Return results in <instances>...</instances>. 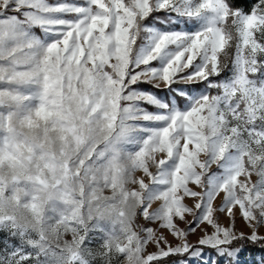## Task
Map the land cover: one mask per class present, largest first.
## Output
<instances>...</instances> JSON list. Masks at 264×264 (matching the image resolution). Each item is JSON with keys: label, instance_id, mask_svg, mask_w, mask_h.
<instances>
[{"label": "snow or ice", "instance_id": "obj_1", "mask_svg": "<svg viewBox=\"0 0 264 264\" xmlns=\"http://www.w3.org/2000/svg\"><path fill=\"white\" fill-rule=\"evenodd\" d=\"M261 121L264 0H0V264H119L127 251L113 253L105 223L136 230L146 264H264ZM64 144L142 171L152 156L159 192L141 181L127 220L114 200L77 215ZM249 166L250 187L238 182ZM189 185L203 189L192 222L161 220L149 250L148 202L180 207Z\"/></svg>", "mask_w": 264, "mask_h": 264}, {"label": "rangeland", "instance_id": "obj_2", "mask_svg": "<svg viewBox=\"0 0 264 264\" xmlns=\"http://www.w3.org/2000/svg\"><path fill=\"white\" fill-rule=\"evenodd\" d=\"M251 104V102H249ZM258 107V105H257ZM257 129L264 130V121H261L256 125ZM250 140L253 141V147H255V140L258 137L251 136ZM102 140H97L96 144H101ZM96 144L91 146V149L87 154H82L81 150L74 144H64V152L68 156V160L73 164V175L77 178L74 180L72 185V193L76 198L77 203L75 204L74 210L77 215L81 212V202L84 204V213L87 214L91 212L96 214L97 209L101 208L102 205H106L107 208H112L109 201H115V206L119 215H128L125 219H130L133 209H131L127 201L131 200L132 194L136 193V201L140 200L143 195L144 187L149 186L151 191L155 194L159 192V186L152 184L151 175L156 172V166L153 162L152 156L145 158L146 170H140V166L137 165L135 158H129L127 155L121 157L119 161L112 158L107 160L102 159L100 156H93V152L96 148ZM57 151H60V145L57 144ZM252 151V148H249ZM236 153H229V155H235ZM256 157V162L260 161V154L258 152H253ZM162 156L160 154H155V159L159 160ZM201 159H204L201 156ZM67 162V161H66ZM215 167V165H213ZM211 171V169H209ZM5 176H10V171L5 170L0 173V182H3ZM14 177H10L3 184L4 190L12 187V181ZM141 181H143V186H141ZM256 181V176L254 170L249 166V170L239 178V183L241 185L247 184L249 187L252 183ZM17 189L23 187V181H20L16 185ZM189 190L194 194L192 196H181L176 195L175 199L177 201L183 200V204L180 207H175L171 200L165 203L161 195H155L154 198L148 202V206L142 215H146L152 212H157L156 220L153 223V236L149 237L150 247H156L155 237H160L162 235L161 230L157 227L161 220L167 222L170 217H179L181 223L178 225L179 228H184L188 223L192 222L193 215L197 212V205L200 202V193L203 189L189 185ZM4 191L0 190V195H3ZM13 198H18V202L21 203V207L24 206L23 201L26 199L22 191L12 192ZM219 203L215 197L213 198L210 207L215 209L216 204ZM139 203H136V208L138 209ZM104 228L106 231H111L112 236L115 239L110 240L113 253L117 250H126L127 256L119 261V264H146L144 259V254L142 248L148 245H141L137 237V232L131 226L125 224L123 226L117 224L114 229L110 228L109 223H105ZM238 227H240L238 223ZM166 240L170 243H175L172 235H168L164 232ZM3 238V234L0 233V239ZM196 239L195 235H190L188 237L189 243L194 242ZM183 243V240H181ZM92 248L93 253L97 252L98 249ZM86 258L88 257L87 251L84 252ZM94 264H107V261H95ZM111 264H117L113 259Z\"/></svg>", "mask_w": 264, "mask_h": 264}]
</instances>
